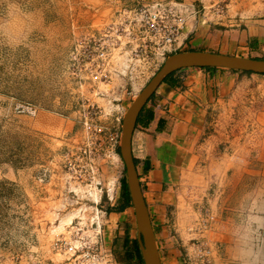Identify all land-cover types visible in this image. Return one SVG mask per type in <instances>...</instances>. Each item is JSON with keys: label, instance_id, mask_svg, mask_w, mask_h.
I'll list each match as a JSON object with an SVG mask.
<instances>
[{"label": "rangeland", "instance_id": "374dc122", "mask_svg": "<svg viewBox=\"0 0 264 264\" xmlns=\"http://www.w3.org/2000/svg\"><path fill=\"white\" fill-rule=\"evenodd\" d=\"M150 1L0 0V264H26L32 255L46 256L55 236L88 207L93 208L87 212L90 218L100 210L104 234L113 235L121 263L129 261L132 244L125 242L138 233L130 223L129 213L136 220L134 207L119 217L127 174L118 150L124 117L161 67L98 85L85 80L75 57L87 32L109 24L122 5ZM183 1L196 5L197 24L222 28L264 19V0ZM185 46L180 52L188 51ZM241 112L234 108L228 120L212 117L207 125L208 133L220 131L211 153L229 159L220 187L232 182L234 162H240L243 152L257 148V126L243 124ZM263 144L261 127V157ZM211 153L208 159L214 157ZM202 189L212 190L208 180ZM225 215L233 222L218 229L225 236L247 223L245 212L228 209ZM211 217L207 212L204 219L211 225L203 232L212 230ZM223 238L224 243L230 240ZM210 245L219 256L225 250L219 237Z\"/></svg>", "mask_w": 264, "mask_h": 264}, {"label": "crops", "instance_id": "0c3cea01", "mask_svg": "<svg viewBox=\"0 0 264 264\" xmlns=\"http://www.w3.org/2000/svg\"><path fill=\"white\" fill-rule=\"evenodd\" d=\"M191 22L184 34L188 51L264 59V19L239 20L222 28ZM234 108L241 109L243 124L257 126L259 140L256 150L249 148L250 155L243 152L240 162H234L239 166L230 179L234 184L220 187L218 181H225L220 176L227 171L229 159L211 153L214 141L220 139L216 132L220 131L208 133L207 125L212 117L217 122L228 120ZM261 127L264 129L262 74L230 69H181L163 82L144 106L133 134L132 153L161 264H188V256L194 255V241L202 239L211 244L215 237L221 239V248L225 249L215 263L227 264L230 240L224 243L223 237L229 236L218 229L233 225L225 215L228 209L245 212L247 224L264 228ZM210 153L214 157L208 159ZM206 180L210 182V192L202 189ZM240 184L241 189H234ZM127 211H133V207L121 211L119 217H124ZM207 212L214 222L211 231L203 232L200 223ZM132 213L130 223L135 224L133 230L138 235L128 236L129 244L125 242L132 244L127 253L129 261L125 263L145 264L143 256L141 259L134 252V243L138 240L140 244V239ZM215 233L219 235L212 236ZM106 241L112 245L113 235L106 236ZM131 253L133 257H129ZM118 261L125 264L119 258Z\"/></svg>", "mask_w": 264, "mask_h": 264}, {"label": "built area", "instance_id": "2783aa9c", "mask_svg": "<svg viewBox=\"0 0 264 264\" xmlns=\"http://www.w3.org/2000/svg\"><path fill=\"white\" fill-rule=\"evenodd\" d=\"M197 15L196 5L183 0L124 4L109 24L87 32L75 57L80 62L78 69L86 81L109 85L160 68L169 56L184 49V34ZM210 225L209 219H203L200 230ZM103 227L99 221L73 224L68 234L51 241L46 256L32 255L26 264H119ZM193 245L188 264H216L219 254L213 245L199 239Z\"/></svg>", "mask_w": 264, "mask_h": 264}, {"label": "water", "instance_id": "95a60500", "mask_svg": "<svg viewBox=\"0 0 264 264\" xmlns=\"http://www.w3.org/2000/svg\"><path fill=\"white\" fill-rule=\"evenodd\" d=\"M219 68L264 74V59L222 55L207 51H186L172 54L145 86L123 120L121 157L124 160L132 204L135 208L142 256L145 264H161L150 214L143 196L132 153V138L138 117L165 79L187 68Z\"/></svg>", "mask_w": 264, "mask_h": 264}, {"label": "clouds", "instance_id": "9594fccd", "mask_svg": "<svg viewBox=\"0 0 264 264\" xmlns=\"http://www.w3.org/2000/svg\"><path fill=\"white\" fill-rule=\"evenodd\" d=\"M227 264H264V231L241 223L229 231Z\"/></svg>", "mask_w": 264, "mask_h": 264}, {"label": "trees", "instance_id": "16d2710c", "mask_svg": "<svg viewBox=\"0 0 264 264\" xmlns=\"http://www.w3.org/2000/svg\"><path fill=\"white\" fill-rule=\"evenodd\" d=\"M202 69L216 70V69H219V68H202ZM176 72H174L170 76H168V78L165 79L164 82H166L167 80L171 79ZM236 72H241V71H236ZM244 73H247V72H244ZM262 75H264V74H262ZM118 153L121 155L120 149L118 150ZM125 173L127 174L126 168H125ZM121 188H122V201H123V203L120 206L119 210L120 211H124L128 207H134L133 204H132V199H131V194H130V191H129L127 177L123 178ZM108 211H112V209H109ZM126 244H129V242L127 241ZM134 252L137 254V256L139 258L142 259L141 248H140V244H139L138 240L134 243ZM129 257H133V253L129 254Z\"/></svg>", "mask_w": 264, "mask_h": 264}, {"label": "bare ground", "instance_id": "6f19581e", "mask_svg": "<svg viewBox=\"0 0 264 264\" xmlns=\"http://www.w3.org/2000/svg\"><path fill=\"white\" fill-rule=\"evenodd\" d=\"M99 197H100V196H99ZM99 201H100V198H99L96 202H99ZM91 209H93V208H92V207H88V208L83 209V210H82V212H83V216H82V215L78 216V218H76L72 224L66 226L67 229H66L65 232L58 233L57 235H59V234H63V233H64V234H68V230H69V227H70L71 225L76 224V223L86 224V223H87L86 221H87L88 219L90 220L91 224L95 223L96 221H99V222L101 223L100 210L98 209V213H96L94 217H91V218H90V216L87 215V212H88L89 210H91ZM61 223H62L61 225H63L64 221H62ZM60 227H61V226H60ZM57 235L55 236V238L57 237ZM55 238H54V239H55Z\"/></svg>", "mask_w": 264, "mask_h": 264}]
</instances>
